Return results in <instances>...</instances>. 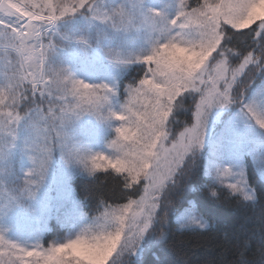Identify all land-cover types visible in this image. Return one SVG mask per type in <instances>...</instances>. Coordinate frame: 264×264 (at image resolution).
Instances as JSON below:
<instances>
[{
	"label": "snow or ice",
	"instance_id": "snow-or-ice-1",
	"mask_svg": "<svg viewBox=\"0 0 264 264\" xmlns=\"http://www.w3.org/2000/svg\"><path fill=\"white\" fill-rule=\"evenodd\" d=\"M7 3L11 10H0V162L6 161L15 147L23 122L30 129L24 148L32 167L22 176L24 184L18 191L13 192L9 184L14 186L20 177L8 182L0 179L8 197L0 210L35 196L33 188L42 182L54 151L50 142L66 163L76 161L92 177L111 169L122 177L124 190L144 183L138 199L125 192L127 203H105L103 212L92 218L93 226L103 227L93 239L103 243L94 246L90 256L78 247L87 242L82 236L48 246L23 245L7 239L0 231V264H122L125 254H136L146 234H163L161 226L166 214L161 215V210L171 203L165 192L169 184L177 186L178 172L191 175L194 160L187 169L185 160L190 154L195 157L202 148L212 108L237 104L249 120L264 129V107L260 101L244 96L256 74L264 73V0H195L194 5L190 0H175L171 15L145 8L144 0H121L111 7L101 0ZM75 13H86L116 30L143 28L150 34V52L135 61L143 65V76L127 85L119 110L111 106V98L117 94L115 85L87 83L66 68L60 70V83L54 85L48 76V56L56 47V22ZM22 17L25 22L20 27ZM178 48L190 51L192 58L177 59L173 50ZM110 58L118 64L132 63V59L119 53H111ZM233 60L237 61L235 65ZM186 94L193 96L195 123L174 138L171 147H165L168 126L173 123L170 117L184 109ZM22 104L26 107L23 115L17 111ZM105 112L118 122L116 139L109 145L111 155L77 148L67 136L66 126L86 113L105 119ZM10 175V167L0 168V176ZM225 176L238 177L228 187L245 201H254L243 171H216L221 183ZM211 195L216 197L215 192ZM180 227L204 230L208 223L193 216Z\"/></svg>",
	"mask_w": 264,
	"mask_h": 264
},
{
	"label": "rangeland",
	"instance_id": "rangeland-1",
	"mask_svg": "<svg viewBox=\"0 0 264 264\" xmlns=\"http://www.w3.org/2000/svg\"><path fill=\"white\" fill-rule=\"evenodd\" d=\"M101 2H107L111 7L115 3H120L121 0H101ZM144 7L164 10L171 15L175 11V0H144ZM64 25L96 28L98 41L104 34L109 36L103 46L93 51L94 54L87 55L88 64L91 63L93 67L88 65L87 73L91 75L88 79L82 78L87 83L92 84L93 81H97V83H107L110 86L116 85L120 79L118 74L122 66L140 63L118 64L110 58V54L119 53L123 58L134 59L136 55L150 49L151 37L149 32L143 28L129 31L116 30L107 24L94 21L90 17L66 22ZM54 30L56 35H59L57 22ZM44 43L46 45L48 41H44ZM77 50L82 51V48ZM98 65L102 66L103 74L102 78L97 80L96 73L99 70L95 68ZM115 74L117 75L115 76ZM245 98L256 99L260 101L261 107H264V78ZM198 100L199 95L197 94ZM122 103L123 101H119L116 95L111 98L113 110H119ZM194 112L195 105L192 123L185 126L176 135L172 136L167 129L169 139L164 142L165 147H171L174 138H179L186 128H190L195 123ZM116 126H118L116 121H103L97 119L95 115L87 113L67 125L65 131L71 142L80 150L90 153H105L110 156L112 150L108 144L115 137ZM29 137L30 129L22 122L18 129L15 147L11 150L8 159L0 162L1 168L10 167L11 169L10 176H0V179L8 182L13 177H20L14 186L9 184V188L13 192L18 191L24 184L22 176L27 173V169L32 167L24 148L25 140ZM39 143H42V140L38 141ZM50 146L54 148L52 158L39 187L33 188L35 196L25 197L19 204L0 210V231L7 239L23 245L41 243L48 246L51 242H60L68 236H74L90 222L91 218L99 216L105 207L104 204L98 214L90 215L88 213L85 204L76 194L73 180L77 176L89 177L90 175L82 169L81 165L75 162L66 163L58 148L51 142ZM0 147L3 146L0 145ZM197 152L205 154L204 167L210 184L223 185L236 194L228 185L235 183L238 177L234 179L232 176H225L221 183L216 179V171L224 168H230L234 173L243 171L250 192L256 199L254 188L249 183L248 171L252 167L259 179L264 181V129H260L253 121L249 120L241 112L239 105L214 107L209 111L204 143ZM163 163L162 161V165ZM7 202L8 197L5 190L0 186V206ZM193 216L206 220L200 215L191 200L175 216L176 227L182 229L180 226L187 225ZM206 221L209 226L208 220ZM55 226L59 230H54ZM140 249L141 244L135 256L140 254Z\"/></svg>",
	"mask_w": 264,
	"mask_h": 264
},
{
	"label": "trees",
	"instance_id": "trees-1",
	"mask_svg": "<svg viewBox=\"0 0 264 264\" xmlns=\"http://www.w3.org/2000/svg\"><path fill=\"white\" fill-rule=\"evenodd\" d=\"M194 5L195 0H191ZM86 13H75L57 21L59 35L54 36L56 47L52 51L49 60L51 63L67 67L77 79L89 78L87 73L88 54H94V50L103 46L108 35L104 34L97 39V29H90L82 25L66 26L64 23L73 20L79 21L88 18ZM247 31V30H245ZM81 40L87 43H82ZM45 42L48 41L46 37ZM235 43V42H234ZM250 43V41H249ZM244 45H240L243 47ZM82 48V51H78ZM215 55V54H214ZM233 65L237 61H232ZM141 64L122 66L116 86V98L124 101L128 84L135 83L143 76ZM96 70L97 80L102 78V66ZM3 75V67L0 66V77ZM117 74H115L116 76ZM95 77V78H96ZM264 78V73H257L244 96L250 92ZM92 84H100L93 81ZM235 90L233 95H235ZM40 97L37 95L36 100ZM197 100V95H195ZM193 96L185 97L184 109L176 113L168 126L172 136L176 135L193 120L194 110ZM45 110L48 105H43ZM21 115L26 111L25 105L17 109ZM205 154L196 152L186 157L185 169L194 160L190 176L177 173V186L169 184L165 196L171 199V203L161 210L165 215L162 227V235L149 232L141 243L138 256L124 255L122 264H264V181L260 180L252 167L248 171V179L254 188L256 199L245 201L243 197L230 191L223 185H212L205 173ZM1 168V166H0ZM76 194L83 201L90 215L98 214L102 206L106 204L127 203V192L132 199H138L142 194V185H136L134 189L124 190L122 177H117L111 169L99 171L95 177L77 176L73 180ZM216 193V197L211 195ZM193 201L197 211L209 222L207 229H178L174 221L175 216ZM54 230H59L56 226Z\"/></svg>",
	"mask_w": 264,
	"mask_h": 264
},
{
	"label": "clouds",
	"instance_id": "clouds-1",
	"mask_svg": "<svg viewBox=\"0 0 264 264\" xmlns=\"http://www.w3.org/2000/svg\"><path fill=\"white\" fill-rule=\"evenodd\" d=\"M0 10H3L4 12H9L11 10L10 5L7 3V0H4L3 3H0ZM178 39H180V38H178ZM149 52H150V49L136 55L134 57V59H132V63L136 61L137 57L147 55ZM173 52H174V55L176 56L177 59H191L192 58V53L190 51H185L184 49H181V48L174 49ZM51 53L52 52L49 53L48 60H49ZM49 63L51 66L50 71L48 72L49 78L52 80L54 85L57 83H60L61 82L60 70L65 69V68L68 69V68L53 64L50 62V60H49ZM0 101H2V97H0ZM105 117H107V118L101 119V120L107 121V122L115 121L114 118L110 117L107 112H105ZM115 139H116V136L111 140V142ZM111 142L108 144V147L111 144ZM100 154L107 156V154H105V153H100ZM73 162L77 163L76 161H73ZM77 164H79V163H77ZM79 165H81V164H79ZM82 169L84 170L83 166H82ZM93 225H94V221L91 218L90 222L87 223L83 228H81V230L79 232H77L74 236H68L65 239L74 238L77 236L85 237L87 242L82 243L78 247L85 253V255L90 256L94 250V246H99L103 243V241L97 242L93 239L98 234V232L103 230V227L97 228Z\"/></svg>",
	"mask_w": 264,
	"mask_h": 264
},
{
	"label": "bare ground",
	"instance_id": "bare-ground-1",
	"mask_svg": "<svg viewBox=\"0 0 264 264\" xmlns=\"http://www.w3.org/2000/svg\"><path fill=\"white\" fill-rule=\"evenodd\" d=\"M25 22V19L22 17L21 18V21L19 22V24H20V27H23V23Z\"/></svg>",
	"mask_w": 264,
	"mask_h": 264
}]
</instances>
